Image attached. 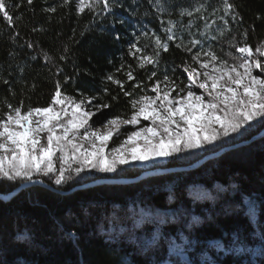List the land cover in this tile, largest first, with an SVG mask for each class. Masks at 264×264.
Listing matches in <instances>:
<instances>
[{"label":"trees","instance_id":"trees-1","mask_svg":"<svg viewBox=\"0 0 264 264\" xmlns=\"http://www.w3.org/2000/svg\"><path fill=\"white\" fill-rule=\"evenodd\" d=\"M78 1L65 4V0H33L29 5L27 0H6L10 6H21L9 9L14 18L19 17L14 28L0 14V109L7 111L5 100L12 105L22 101L25 110L49 103L59 79L67 95H95L111 103L110 108L98 111L91 123L128 118L132 111L130 98L106 80L108 75L115 74L125 81L126 89L139 96L154 83L149 79L153 70L157 79L167 73L178 83L186 81L183 64L191 63V56L176 47L180 40L187 45L192 38L201 39L205 48L211 44L223 59H229V51L235 52L229 48V41L233 37L237 41L245 39L240 35L245 30L249 45L264 40V0H229L237 15L235 22L231 16L226 17L231 31L219 20L223 0H115L110 11L99 15L87 8L79 12ZM201 3L207 7L204 15L209 16V23L216 20L210 31L215 34L217 28L224 29L221 39L209 41L199 35L204 31V21L194 8ZM50 7L56 11H47ZM213 8L221 9L215 17L210 15ZM182 10L194 14L181 16ZM169 20L178 22L173 27L176 42L168 41L164 31ZM156 36L169 44V51L160 52L158 68L148 65L140 69L137 59L130 55L131 45L135 43L144 54L152 55ZM28 43L34 47L29 49ZM65 48L67 59L62 61L59 57L65 54ZM129 65L134 81H127L125 76ZM122 66L123 71H118ZM57 67L62 69L59 77L54 75ZM67 77L69 82L63 84ZM137 81L147 87L133 89ZM104 88L110 90V95H119V99L104 97ZM263 129L264 118H260L240 133L222 138L200 152L173 157L160 169L190 166L205 156L250 140ZM155 169L159 168L151 170ZM141 173L129 167L115 173L85 171L62 187L49 177L36 179L57 191L69 192L96 180L133 179ZM23 183L0 180V195L13 192ZM196 189L203 192L202 197L195 194ZM246 199L255 202V215L233 214L231 209ZM139 210L151 214V219L140 225L136 213ZM193 216L198 217V222L193 221ZM70 233L75 237L69 238ZM237 233L239 238L233 243ZM153 237L158 246L147 245ZM182 237L192 242L187 254L194 264L202 256L216 264H264V137L191 171L67 195L34 185L8 201L0 199V264H161L168 259L183 264L168 254L169 240ZM142 245L146 250H140Z\"/></svg>","mask_w":264,"mask_h":264},{"label":"snow or ice","instance_id":"snow-or-ice-1","mask_svg":"<svg viewBox=\"0 0 264 264\" xmlns=\"http://www.w3.org/2000/svg\"><path fill=\"white\" fill-rule=\"evenodd\" d=\"M32 3L33 0H27V4ZM67 3L69 0H65ZM20 6H10L6 0H0V14L10 27H15L14 21L19 17L14 18L9 9ZM114 6L115 0H79L77 7L81 13L87 8L99 15ZM157 6L163 11L162 6ZM233 9L234 5L229 0H223V15L219 20L228 31L231 29L226 17L231 16L233 22L237 20ZM47 11L55 12L56 8L50 7ZM206 11L207 7L202 3L194 8V12L200 14L199 19L204 21V31L199 35L209 41L219 40L224 36V29L217 28L213 34L210 29L216 20L209 23V16L204 15ZM218 11L221 9L213 8L210 15L215 17ZM185 14L192 17L194 13L182 10L181 16ZM176 23L169 20V27L164 29L168 41L177 40L173 32ZM188 27H192L191 20ZM240 35L245 39L237 41L233 37L229 41V48L235 49L234 53L229 51L227 54L229 59L218 56L211 44L205 48L201 39L192 38L187 45L180 40L176 47L191 56V63L183 64L186 81L178 83L167 73L162 79H157V72L153 70L149 79L154 83L148 88V93L155 95L145 93L134 96L133 91L125 88V81L116 78L115 74L108 75L106 80L130 98L132 111L128 118L109 119L104 132L91 130L89 121L98 111L110 108L111 103L95 95H67L59 79L55 82L50 102L43 106H29L25 110L22 101L12 105L5 100L4 108L7 111L0 109V180L35 184L42 183L36 178L45 176L56 186L62 187L73 176L79 177L85 171L115 173L121 166L167 160L204 149L222 138L240 133L251 122L264 118V40L252 46L247 43V30ZM115 38L119 39V36ZM154 43L152 55L144 54L143 49L135 43L131 45L130 55L137 59L140 69L148 65L153 69L158 68L160 52L169 51V44L162 42L159 36L155 37ZM27 47L32 49L34 45L28 43ZM193 49H196L194 53ZM67 51L65 48L60 60L67 59ZM44 58L47 61L46 55ZM61 71L57 67L54 75L59 77ZM118 71H123V66ZM125 76L127 81L136 79L131 65ZM69 80L70 77L65 78L63 84ZM132 87L144 89L147 86L137 81ZM195 89H200L201 93L197 94ZM103 95L110 96L111 100L119 99V95H110L108 88L103 89ZM142 121H151V126H141L130 132L119 147L113 148L110 153L105 152L108 142L120 133L122 126L135 128L142 125ZM139 141H143V144ZM129 145L132 147L128 148ZM255 211V202L247 199L231 209L233 214L246 216L255 215ZM192 219L198 222V217L193 216ZM164 222L162 218L161 223ZM74 237L75 233L69 234V238ZM238 238L239 233L232 242L236 243ZM147 245L158 246L156 237ZM191 247L192 242L186 237H182L181 243L169 240V257L179 256L183 264H194L185 258V253ZM140 250H146V246L142 245ZM163 264L178 262L168 259Z\"/></svg>","mask_w":264,"mask_h":264},{"label":"water","instance_id":"water-1","mask_svg":"<svg viewBox=\"0 0 264 264\" xmlns=\"http://www.w3.org/2000/svg\"><path fill=\"white\" fill-rule=\"evenodd\" d=\"M264 137V129L259 132L257 135H255L253 138H251L248 141L239 143L237 145L231 146V147H227L222 149L221 151L215 153V154H211L208 156H205L204 158H202L201 160H199L198 162L187 166V167H181V168H168V169H155V170H150V171H145L143 173H141L138 177L133 178V179H103V180H96L94 182L82 185V186H78L73 188L71 191L69 192H61V191H57L51 187H49L48 185L44 184V183H23L22 185H20L17 189H15L13 192L7 194V195H0V199L4 200V201H8L10 200L12 197H14L16 194H18L20 191L25 190L31 186L37 185L40 187H43L49 191L55 192L57 194L60 195H67L70 193H73L75 191L78 190H85V189H89V188H93V187H97V186H103V185H128V184H135L138 183L144 179L150 178V177H154V176H160V175H167V174H173V173H180V172H186V171H191L196 169L197 167L201 166L202 164H204L205 162H207L208 160H211L213 158L219 157L220 155L231 151V150H235L237 148L243 147V146H247L250 143L259 140L260 138Z\"/></svg>","mask_w":264,"mask_h":264},{"label":"rangeland","instance_id":"rangeland-1","mask_svg":"<svg viewBox=\"0 0 264 264\" xmlns=\"http://www.w3.org/2000/svg\"><path fill=\"white\" fill-rule=\"evenodd\" d=\"M78 3H79V1H78ZM129 52H130V50H129ZM195 92L197 94H200L201 90L200 89H195ZM145 93H148V90H145V91L141 92V94H145ZM141 94H139V95H141ZM148 94L155 95L154 93H148ZM173 96H175L174 93H173ZM107 121L96 124V123H91V120H90L89 124L91 125V130H93V131L98 130V131H101V132L106 131L107 129L105 128V124L107 123ZM141 126H144V127L151 126V121H142V125H137L135 128H133L131 125L122 126L121 129H120V133L117 134V135H114L112 137V139L108 142L107 147L105 149V152L106 153H110L113 148L119 147L120 144L123 142V140L127 138V134H129L132 131L138 130L139 127H141ZM139 143L143 144V141H139ZM210 146H213V145H210ZM210 146H207V147H210ZM131 147H132V145L128 146V148H131ZM202 150L203 149L195 150V151H193V153L194 152H200ZM190 153H192V152H190ZM190 153H186V154H190ZM172 158H168L167 160L149 161V162H147L145 164H141L139 162H134V163H131L129 165H125V166H121V167L136 168L137 170L142 171V173H143L145 171H150L151 169H154V168L163 167ZM195 194L198 197H202L203 196V192L200 189H196ZM136 213L139 216L138 220H137L138 225H140L142 223V221H144L146 219L147 220L151 219V214L149 212H146L144 210H139ZM172 240H175L176 243H181L182 239H179V240L172 239ZM215 247L218 250H220V246L218 244H216ZM173 256L177 257L178 259H180L183 262V259L181 257L175 256V255H173ZM185 258L190 260L189 257H188L187 252L185 253ZM161 264H163V262ZM198 264H213V263L209 260V258L207 256H202L198 260Z\"/></svg>","mask_w":264,"mask_h":264},{"label":"bare ground","instance_id":"bare-ground-1","mask_svg":"<svg viewBox=\"0 0 264 264\" xmlns=\"http://www.w3.org/2000/svg\"><path fill=\"white\" fill-rule=\"evenodd\" d=\"M114 180H117V179H114Z\"/></svg>","mask_w":264,"mask_h":264}]
</instances>
